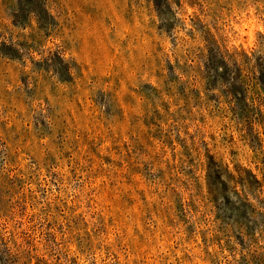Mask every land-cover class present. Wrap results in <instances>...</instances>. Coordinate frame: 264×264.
Masks as SVG:
<instances>
[{"label":"rangeland","instance_id":"374dc122","mask_svg":"<svg viewBox=\"0 0 264 264\" xmlns=\"http://www.w3.org/2000/svg\"><path fill=\"white\" fill-rule=\"evenodd\" d=\"M0 264H264V0H0Z\"/></svg>","mask_w":264,"mask_h":264}]
</instances>
